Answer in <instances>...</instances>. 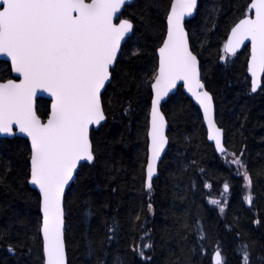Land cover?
<instances>
[{
    "label": "trees",
    "instance_id": "16d2710c",
    "mask_svg": "<svg viewBox=\"0 0 264 264\" xmlns=\"http://www.w3.org/2000/svg\"><path fill=\"white\" fill-rule=\"evenodd\" d=\"M249 2L201 0L196 17L186 28L193 50L199 54L204 82L215 97L226 147L239 153L246 146L244 159L253 175L252 205L243 199L246 189L235 166L230 168L217 155L208 142L200 111L180 88L164 107L169 116L170 145L153 182L155 214L148 213L144 182L150 93L147 86L137 85L156 63L153 50L165 34L171 0H137L128 12L135 13L138 31L107 92L109 118L94 133L100 163L82 170L71 198V264H98L100 259L104 264H144L130 247L141 243L145 228L154 246L146 255L150 254L155 264H212L209 257L217 243L229 264H237L235 249L241 241L252 249L253 264H264V80L262 89L250 94L248 47L227 62L222 59L230 29L242 18ZM214 9H218L216 19ZM136 49L140 55H131ZM0 67L13 78L6 64ZM28 153L26 140L0 138V171L11 169L6 183L0 185V231L4 233L0 264H43L36 192L25 178ZM192 159L195 165H191ZM205 182L212 185L210 190ZM225 182L230 188L225 194V211L220 213L219 206L209 199L221 197ZM137 212L139 221L134 219ZM197 218L204 225L207 255L201 254L192 229L181 231L182 222L195 224ZM114 221L119 223V233L110 244H103ZM9 245L14 253L8 251ZM90 245L96 250L91 256Z\"/></svg>",
    "mask_w": 264,
    "mask_h": 264
},
{
    "label": "snow or ice",
    "instance_id": "6c2138e0",
    "mask_svg": "<svg viewBox=\"0 0 264 264\" xmlns=\"http://www.w3.org/2000/svg\"><path fill=\"white\" fill-rule=\"evenodd\" d=\"M133 3L134 0H0V57L4 58L0 64H6L7 72L15 74L10 78L0 67V136L30 141L25 178L36 189V223L43 264H71V198L82 170L100 163L94 133L109 118L107 92L117 80L125 49L138 31L135 13L128 12ZM197 11L198 0H171L165 34L153 50L156 63L137 85L147 86L150 93L144 188L147 211L152 215L153 179L158 178L161 157L170 145L169 116L164 107L178 86L186 88L202 109L208 138L215 142L225 163L230 168L235 166V174L242 178L246 189L243 199L249 206L254 199L253 175L244 159L246 146L239 153L226 147L215 97L201 75L199 54L190 44L185 18L193 17ZM213 18H218V9L213 10ZM246 42H250L247 71L251 74V94L264 80V0H250L246 5L242 18L231 27L223 44L222 59L227 62L236 57ZM131 55H140V50ZM195 164L192 159L191 165ZM10 170L0 171V185L6 183ZM204 186L212 188L206 182ZM229 188L225 182L221 197L209 199L219 206L220 213L225 211ZM134 219H141L139 212ZM188 229L196 233L201 254L207 255L203 223L198 218L195 224L182 222L181 231ZM143 231L141 243L130 250L144 264H155L152 256L146 255L154 247L150 233L146 228ZM118 233L119 223L114 221L102 243L110 244ZM8 251L14 253L15 249L9 245ZM95 251L90 245L89 255ZM235 252L237 264H253L247 242L241 241ZM213 254L209 257L212 264H229L219 243L213 247ZM98 264H104L103 260Z\"/></svg>",
    "mask_w": 264,
    "mask_h": 264
},
{
    "label": "water",
    "instance_id": "95a60500",
    "mask_svg": "<svg viewBox=\"0 0 264 264\" xmlns=\"http://www.w3.org/2000/svg\"><path fill=\"white\" fill-rule=\"evenodd\" d=\"M136 1H137V0H134V3H135ZM200 2H201V0H198V9H199V6H200ZM134 3H133V4H134ZM197 13H198V11H197ZM197 13H195V14L193 15V17H186V18H185V26H186L187 23H189L190 21H192V20L196 17ZM190 44H191V42H190ZM247 47H248L249 50H250V42H246L245 47L241 48L240 51L237 53V55H238L239 53H241V52H242L245 48H247ZM3 60H4V58H3V57H0V61H3ZM201 75H202V72H201ZM12 76H13V78H15V74H14V73H12ZM248 77H249V79H250V81H251V74H250L249 72H248ZM262 86H263V80L261 81V87L257 90L256 93H258V92L262 89ZM180 88L182 89L183 93H184V94H185V95H186V96H187V97H188V98L194 103V105L198 107V109H199V111H200V113H201L202 119H203V112H202V109H200L199 105L196 104L194 98L191 96V94L187 91L186 88H182V87H179V86H178L177 90L175 91V94H173V93H170V94H169V98H167L168 101H169V99H170L171 97H173L174 95H176V93L178 92V90H179ZM44 96L50 101V97H47V94H44ZM203 123H204V126H205L206 131H207V124H206V122H205L204 120H203ZM99 129H100V128H99ZM99 129H98V130H99ZM207 137H208V131H207ZM0 138H1V139H9V140L14 139L13 137H4V136H0ZM21 139L26 140V141L29 143V145H30V141H28L26 138H21ZM224 141H225V136H224ZM208 142L214 146V149H215L216 153H217L219 156H221V154H220V153L216 150V148H215V142L212 141V140H210L209 138H208ZM168 149H169V147L166 148V150H165V154L162 155V157H161V163H162V161H163V159H164V157H165V155H166ZM161 163H160L159 166H158V176H159V168H160ZM145 172H146V170H145ZM155 179H157V177H154L153 182L155 181ZM29 187H30L32 190H34V191L36 192V189H35L33 186L29 185Z\"/></svg>",
    "mask_w": 264,
    "mask_h": 264
},
{
    "label": "bare ground",
    "instance_id": "6f19581e",
    "mask_svg": "<svg viewBox=\"0 0 264 264\" xmlns=\"http://www.w3.org/2000/svg\"><path fill=\"white\" fill-rule=\"evenodd\" d=\"M255 94V93H254ZM194 104V103H193ZM197 109H198V107L197 106H195ZM199 110V109H198ZM206 129V128H205ZM207 139H208V137H207ZM218 155V154H217Z\"/></svg>",
    "mask_w": 264,
    "mask_h": 264
}]
</instances>
